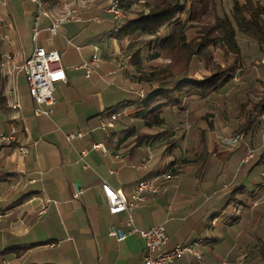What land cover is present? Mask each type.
Listing matches in <instances>:
<instances>
[{
	"label": "crops",
	"instance_id": "1",
	"mask_svg": "<svg viewBox=\"0 0 264 264\" xmlns=\"http://www.w3.org/2000/svg\"><path fill=\"white\" fill-rule=\"evenodd\" d=\"M9 1L13 8L5 10L7 20L0 23L3 29L9 22L13 26L14 14L22 16L23 10L16 6L20 5L18 0ZM52 1L58 14V0ZM75 1L79 19L69 21L74 24L72 34L79 44L69 55L68 47L61 52L65 81L56 80L48 115H35L31 96L25 93L21 98L15 93L14 81L21 72L16 65L29 51L14 48V62L0 65V132L8 133L13 127L12 139H0V254L10 255L9 261L15 262V249H20L13 247L24 248L20 243L35 222L33 218L47 209L46 200L58 196V258L62 259L58 264H142L143 239L137 231L121 240L106 234L109 224L125 230L129 226L125 211L108 212L100 182L105 180L128 195L138 179L152 178L177 162L175 176L157 179L158 190L145 193L144 199L129 209L133 225L146 228L162 223L167 235L164 247L194 243L198 258L183 251L171 264H264V176L260 174L264 166V104L255 113L256 104L264 101V65L257 61L264 53V42L241 34L237 39L241 66L225 87L185 105L178 113L181 121L173 125L176 128L185 117L191 119L183 131L160 123L158 129L166 128L171 132L168 136L175 138L169 140L166 150L155 151L157 144L164 143L162 133L153 138L137 136L142 124L137 126L124 117L139 108L133 87L140 81L133 78L136 73L132 70L138 73L140 67L126 65L125 60L118 71L113 68L114 58L120 57L114 54L122 50L129 37L112 35L116 19L96 5L98 0ZM259 1L264 4V0ZM95 15L100 19L94 20ZM33 43L58 49V40L48 34L40 39L35 36ZM94 53L97 65L86 76L80 64ZM59 86H64L70 111L62 117L58 111ZM13 101L18 107H11ZM111 103L118 106L113 111L123 114L107 125L102 135L75 137L81 139L71 145L58 135V119L67 129L62 134L75 131L72 128L81 130L77 123L82 118L90 133L95 125L89 126L87 117L95 115L97 123L105 119V107ZM233 131L241 132L240 141L230 147L221 145L218 137ZM92 142L102 143L105 150L92 148ZM83 148L87 151L80 159L78 151ZM249 148L254 155L245 158ZM145 155L146 167L135 168ZM72 182L81 189L77 197L71 196Z\"/></svg>",
	"mask_w": 264,
	"mask_h": 264
},
{
	"label": "trees",
	"instance_id": "2",
	"mask_svg": "<svg viewBox=\"0 0 264 264\" xmlns=\"http://www.w3.org/2000/svg\"><path fill=\"white\" fill-rule=\"evenodd\" d=\"M135 1L138 0H117L126 15L115 21L112 35L129 38L138 34L155 35L157 50L151 51L149 58L158 57V50L167 57L164 66L146 75L149 85L138 96L139 108L132 113L141 120L143 127L137 136L153 138L163 132L158 131V126L165 118L164 113L181 112L188 102L212 96L226 86L234 70L242 64L236 40L238 31L257 43L264 42V4L259 0H230L228 11L213 12L211 19L201 20L203 14L213 9L214 0H183L182 3L143 0V8L128 12ZM191 27L195 34L186 39V29ZM158 29L163 32L158 34ZM149 42L146 39V44ZM191 58H195V68L201 71L198 75L191 68ZM139 59L136 47L129 56V64H138ZM263 104V100L256 104L255 113L263 109ZM129 130L134 128L129 127ZM22 253L23 249L18 250L17 256Z\"/></svg>",
	"mask_w": 264,
	"mask_h": 264
},
{
	"label": "rangeland",
	"instance_id": "3",
	"mask_svg": "<svg viewBox=\"0 0 264 264\" xmlns=\"http://www.w3.org/2000/svg\"><path fill=\"white\" fill-rule=\"evenodd\" d=\"M109 0H98L96 2V5L104 10H106L107 6L109 5ZM180 3L183 2V0H178ZM18 2L20 3L17 4V8L19 10H23L22 16L19 17L17 14H14V17H12V22H13V26L7 25V27L5 26L4 29L2 27H0V52L2 53V56L4 55V52H2L4 49H7L10 51V53L14 51L15 49H19L22 48L26 53L30 50L32 44H33V38H32V34H33V28H35V36L38 37V39H40L41 37L45 36L46 34H48L52 39L54 38L55 40H58V49H56L59 52L60 55V59L63 60L62 57V50L63 48H67V52L66 55H69L70 53V49H73L75 51V45L79 44V41L77 40V38L72 34V28L74 26V24H72V21H64V22H60L57 24L56 29H55V34L54 35H50L51 33H49V31L47 30V27L50 23H52L53 21L57 20V17L59 15H63L64 14V10L67 11L69 9H73V12H77L76 8H77V4H75V0H58V7L57 9L59 10L56 14L54 11V4L52 0H44L43 4H42V9L45 10V13H42L41 15H39V17L36 19L35 17V4L32 3L29 0H18ZM11 2L9 0H0V23L6 22L7 18L5 17L6 15L5 10H12L13 8V4H10ZM187 3V2H186ZM144 2L143 0H138L133 2L130 5L129 11L128 12H133L135 10L141 9L144 7ZM229 5H230V0H214L213 2V9H209L206 14H203L201 16V20H204L206 18L211 19L212 18V13H218L221 14L223 11H228L229 9ZM66 8V9H65ZM121 9V8H120ZM29 11L30 14H28L27 16H25L24 14ZM107 11V10H106ZM13 12V11H12ZM62 12V13H61ZM122 12V17L120 19H123L126 15L125 11H123L121 9ZM77 16L79 17L78 13H76ZM5 15V16H4ZM8 15V14H7ZM9 16V15H8ZM7 16V17H8ZM100 19L99 15H95L94 20ZM113 20H115L113 18ZM118 20V19H116ZM74 23V22H73ZM76 25V24H75ZM163 32V29H158V34H161ZM186 39H189L192 35L195 34L194 28H188L186 29ZM241 34L245 35L241 32H237L236 33V40L239 38V40L241 39ZM246 36V35H245ZM155 35H146V34H138L135 35L131 38H128L126 44L124 45V47L122 48V50H120V52L115 53L114 55H118L120 56L119 59L114 58V69L116 71H118L122 65H124V62L122 60V56L123 53H129L131 56L133 55L134 49L136 47L139 48V62L138 64H135L136 66L140 67V74L139 72L137 73V70H132L134 71L136 74H132L133 78L136 80V78L142 79V82L140 81V85H135V87H133V90L141 88L142 89V93H144L145 88L149 85L148 79L146 78V75L149 73V71L151 70H155V69H160L162 66H164L167 63V57L164 54V52L158 50L159 52V56L153 59L149 58V54L151 53V51H156V47H155ZM248 37V36H246ZM250 38V37H249ZM146 39H149V43L146 44ZM197 40V37L194 39V41ZM215 47V46H212ZM7 51V52H9ZM83 52V51H82ZM97 57V55H96ZM110 57V56H109ZM98 61V57L96 58ZM129 59V58H128ZM259 59V58H258ZM257 59V61H258ZM88 59H86L85 61H87ZM122 61V62H121ZM121 63V64H120ZM129 64V61L127 60L126 65ZM190 65L191 68H194V73L196 75H198L201 71H199V67L195 68L197 66H195V58H191L190 60ZM199 65V64H198ZM96 67V66H94ZM129 67V66H128ZM124 68V67H123ZM132 69H134L133 67H130ZM191 68L189 69V71L191 70ZM95 69V68H94ZM21 71V70H20ZM94 70H92L93 72ZM91 72V73H92ZM113 73V72H111ZM147 80V81H146ZM14 89H15V93L17 92V94H19V96L22 98V96L27 92V89L25 87V82H24V75L23 72H19V78L14 81ZM56 85V81L53 83V89ZM78 86V85H76ZM64 86H59L58 87V111L60 112V117L68 114L70 111L66 105V99L63 96L64 93ZM134 90V92L136 93V91ZM80 95H82V91H79ZM102 94L104 95V92L102 91ZM29 95V94H27ZM132 95V94H131ZM138 95V94H137ZM54 96V94H53ZM139 96V95H138ZM29 97V96H28ZM29 99V98H28ZM61 105L63 108H61ZM106 107H109V109L111 110H115L118 108L117 103H111L110 105H107ZM109 109L105 110V119H107V111ZM178 112H169L167 111L166 113L163 114L164 118V124L165 126L167 125L168 127H173V125L177 124L178 122H180L181 118L178 114ZM82 116V114H80ZM80 115H76L75 117L78 118L80 117ZM73 118V116H71ZM126 119H130L133 123H135V125L139 126L141 125V120H139L138 118L134 117L133 115H129L126 114V116H124ZM88 125L90 126V124L95 125L94 128L89 129L90 133L88 132V129L86 127L85 121L83 120V118L81 119V121L78 124V128H80L84 134H83V138H88L89 135H93L94 136H99L102 135L104 130H107L108 127H105L104 129H101L96 121V117L95 115H90L87 117ZM185 120V121H184ZM189 118L183 119L182 121H184L181 125H183V127L180 126V124L176 125L177 127L175 128V126L173 127V129L177 130L178 132H181L184 130V128L186 126L189 125L190 123ZM70 122V121H69ZM186 122V123H185ZM64 122H61L58 119V135L60 137L64 136V133L62 134L63 131L67 130ZM186 125V126H185ZM77 128H72V130L76 131ZM172 131V128H170ZM159 130H163L162 134H161V142L156 145L157 150L155 151H164L168 148L169 145V140H173L175 137H169L168 135H170V131L168 132V130L166 128H162V129H158ZM174 130V131H175ZM235 132V131H233ZM240 132V131H237ZM138 135V134H137ZM168 138V139H166ZM79 139L81 138H74L73 140H71L70 142L67 143L68 144H75ZM71 147V146H70ZM251 149V148H249ZM253 151V155H254V150L251 149ZM85 160V158H84ZM82 162H84L83 160H81ZM43 198H45V193H41ZM48 194V193H47ZM126 198H129V194L125 195ZM46 205V210H44L42 213H40L39 215H36V217H34L33 219H35V222H32L29 226L28 229V234L24 237V239L22 240V242L20 244H22L23 248V253L20 254L15 262L9 261L10 259V255H3L0 254V264H58V260H62L61 257L58 258V196L56 199L52 200H46L45 203ZM21 249L19 247H14ZM18 253V250L15 249ZM17 253L15 254L17 256ZM73 260L76 262L77 260L75 258H73ZM70 261V258H68V262Z\"/></svg>",
	"mask_w": 264,
	"mask_h": 264
},
{
	"label": "built area",
	"instance_id": "4",
	"mask_svg": "<svg viewBox=\"0 0 264 264\" xmlns=\"http://www.w3.org/2000/svg\"><path fill=\"white\" fill-rule=\"evenodd\" d=\"M35 4V17L36 19L45 10L42 9L44 0H29ZM109 5L106 10L111 12L112 18H121L122 12L118 6L117 0H109ZM79 17L73 9L65 11L63 15L57 17V20L50 23L47 27L49 33L55 32L56 26L60 22L68 20H78ZM33 28L32 38L35 39V28ZM130 54H123V61L128 60ZM96 54H92L88 61H83L80 66L84 70V74L88 76L94 66L97 65ZM13 61L14 58L11 53H5L3 60L0 61V65L4 61ZM258 62L264 65V53L259 57ZM24 75L26 88L28 94L34 101L33 113L35 115L43 114L48 115L51 112V105L54 103L53 96V83L56 80L65 81V74L60 64V55L55 48L46 49L44 46L37 43H33L28 54L24 56L19 64L16 65ZM136 93L141 96L142 89L138 88L135 90ZM11 107H18V103L13 101ZM123 114L121 111H112L108 113L107 119L100 118L98 125L101 129H104L107 125H110L112 121L118 120L119 116ZM84 132L82 130L70 131L64 133L66 140H71L75 137H82ZM241 132H232L228 135H220L218 141L224 146H234L241 139ZM13 138V127L10 128L8 133L0 132V139L8 140ZM92 148H99L104 151V146L100 142H92ZM20 153H23L22 147H18ZM86 149H80L78 156L80 159L86 154ZM253 151L247 149L245 158L252 157ZM148 161V156L141 157L136 163L135 168H145ZM179 169L177 162L173 163L166 171L156 172L152 178H141L138 179L132 187L129 194V198H126L120 188L110 186L105 180H101L100 186L105 199L107 210L110 214L125 211L126 219L125 223L129 226V229L125 230L121 226L109 224L106 228V234L112 236L116 240L123 239L129 232L137 231V233L143 239V253H142V264H171L173 260L181 254L183 251L192 252L198 258L199 255L195 249L194 243H175L171 247H164L167 239V235L162 223L150 225L146 228H136L133 225L131 214L129 209L136 206L140 201L144 199V195L147 192H155L158 190L157 179H167L176 175ZM260 174L264 176V166L260 170ZM81 192V189L74 182L70 184V193L72 197H77ZM264 193V190H263ZM43 210V207H41ZM40 210V211H41Z\"/></svg>",
	"mask_w": 264,
	"mask_h": 264
}]
</instances>
